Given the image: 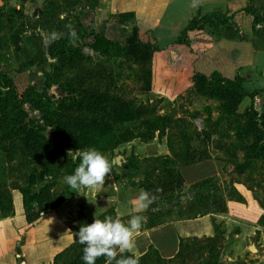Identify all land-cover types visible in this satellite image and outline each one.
Returning a JSON list of instances; mask_svg holds the SVG:
<instances>
[{"label":"rangeland","instance_id":"rangeland-1","mask_svg":"<svg viewBox=\"0 0 264 264\" xmlns=\"http://www.w3.org/2000/svg\"><path fill=\"white\" fill-rule=\"evenodd\" d=\"M195 2L198 7V3L203 4L198 0ZM242 2L244 6L251 4L257 14L264 16V0ZM242 2L233 0L232 4L228 3L229 8L223 2L217 4L220 7L208 12L219 9L233 17L232 10ZM151 3V0H145L141 5L149 6ZM232 17L224 24L204 25L202 30L194 33L211 50L215 48L217 53H222L223 46L227 45L225 55L229 59L243 62V65L246 61L248 64L250 54L257 56L258 52L264 51V25L253 27L250 24V30L244 32L238 27V18L234 17V21ZM4 24L0 56L10 52L9 45H5L3 40L8 38L9 31L15 26L9 22ZM108 30H111L107 34L111 39L123 44L128 30L108 28L106 33ZM154 33L158 35L156 40L150 30L140 32L139 38L151 46L155 42L161 49L177 34L161 30ZM149 45L138 47L143 51L140 57L134 56V52L128 54L110 47L101 54L88 53L82 68L80 65L64 66L57 70L51 76L50 88L45 96L48 100L36 93L30 95L33 100L41 102L44 110H54L52 121L48 120L51 121L50 125L29 103L21 104L26 111L23 119L25 126L3 119L0 115V190L20 185L36 191L49 183L54 190L60 191L66 185L68 196L65 201L76 199V204L81 207L84 189H71L64 178L73 174L79 163L69 157V152L90 147H69V139L58 141V135L52 133L50 126L56 122L60 126L58 131H61L66 127L80 126L93 118L99 122H109L118 133L124 132L128 141L121 142L119 139L118 145L99 151L111 164V172L103 187L99 188L102 192L112 189V182L117 185L113 174L125 173L127 169L136 170V166L142 170L153 168L151 174L160 176L157 173L158 163L152 155L167 153L174 159V169L184 162L195 160L200 151L207 155V160L201 164V174L205 177L187 189L194 190L195 194L208 195L204 209L207 213L201 219L203 229L179 236V250L173 258L160 260L154 252L149 251L147 259L139 261V264H264L261 258L263 228L254 219L258 207L264 212V158L249 159L247 165L240 166L245 160L248 144L258 137L248 129V122L261 119L264 123V101L256 100L254 105L248 97H243L233 113H226L222 110V104L227 99L206 97L195 92L194 71L189 64L182 62L175 51H156ZM83 51L90 52L86 48ZM243 65H240V70H243ZM196 67L208 73L215 69L225 77L231 69L229 62L219 54H213L209 59H204L203 55L197 60ZM82 69L91 71V77L79 84L78 78L84 73ZM260 77L261 70H255L250 76L251 80L243 83L244 89L253 88L258 93L264 91V88H260L264 85V78ZM12 80L17 92H21L27 84L24 73L13 76ZM83 94L89 97L88 105L78 102ZM249 108L250 111L245 113ZM126 112L131 113L133 118L121 120L119 115ZM23 128L37 132L39 138L33 139L30 133L26 136ZM167 144L172 151H167ZM234 183L243 186H235ZM183 186L184 183L175 192L160 196L154 205L166 208V202L176 200L178 195H185ZM19 199L21 206L20 195ZM228 200L235 202L229 203L230 211L240 210L242 216L217 211L221 203L226 204ZM162 201H166L165 204ZM17 202L13 195L12 205L17 207ZM171 210L166 208L160 212ZM78 215L83 218L82 212ZM73 218L68 219L71 225H74ZM74 255L75 251L64 253L54 264H68Z\"/></svg>","mask_w":264,"mask_h":264},{"label":"crops","instance_id":"crops-1","mask_svg":"<svg viewBox=\"0 0 264 264\" xmlns=\"http://www.w3.org/2000/svg\"><path fill=\"white\" fill-rule=\"evenodd\" d=\"M44 1L0 0V7L7 18L18 20L21 16L34 19L40 13ZM56 1L52 0L56 6L58 5L56 14L59 25L57 29L48 30L40 27L26 29L20 37L17 51L13 49L12 44L7 42L10 52H6L0 59V69L11 76L12 79L13 76L24 73L27 84L40 86L43 81V72H47L49 70V63L54 61L47 52L51 43L45 45L43 38L53 31L68 33V29L65 27L68 24L74 27L76 33L79 32L81 26L83 28H91L97 32L101 31L109 38L111 36L107 34L111 30H108L106 33V29L128 30L131 25L135 24L139 36L143 30H150L156 40L158 35L154 33L155 30L172 31L174 34L176 32L178 33L196 8V2L194 3V0H151L153 3L149 6L141 5L145 0H59V3ZM198 1L203 3H198L200 4V13L208 12L214 7H220V3L223 2L228 8V3H233V0ZM243 6L242 2L231 13L233 20L234 17L235 19L238 18L239 21H236L240 24L238 26L239 29L246 32L250 30L252 21L251 16L243 12ZM124 12H131L133 18L120 22L118 14ZM62 13L67 14L64 19H61ZM199 41L202 43V49L192 60L183 59L175 49L162 51H175L183 63L190 65L191 70L202 72L203 74H208V72L196 67L197 60L203 55L204 59H209L211 55L219 54L229 62L231 69L226 78H232L235 70L241 69L240 65H243L241 64L243 62L233 61L225 55L227 45L223 46L224 51L222 53H217L215 48L211 50V48L206 47L207 44L201 40ZM87 51L90 52H84L85 55L94 53L90 49H87ZM256 55L253 56L250 54L248 64L245 61V64L242 66L243 70H240L241 73H246V81L251 80L250 76L253 75L255 70L256 72L261 70L260 78H264V51L261 50ZM212 70L215 71V69ZM254 88H259V86ZM260 88H264V85H261ZM256 100H260L263 103L264 91L249 98V102H254V105ZM158 143L156 139V144ZM161 145L163 144L161 143ZM166 149L168 151V148ZM166 154L165 152H161V154L152 156H164ZM138 158L141 157L139 156ZM206 160L207 158H204L181 164L177 167L183 178V189L185 191L182 192L185 195H178V198L170 203L166 201L161 202L163 204L166 202V208H172L171 211L162 213L160 210L166 208H160V206L155 205L149 207V209L141 214L147 218V222L143 225L141 234L136 237L134 252L137 256H141L148 250L149 246H152L160 258L164 260L170 259L178 250L179 236H184L188 231L195 232L200 228L203 229L204 224L201 223V219L205 217L206 213L203 214L198 209L194 201L195 191H189L187 189L195 181L205 177L201 174V171H203L201 164L205 163L204 161ZM142 173L143 170L136 166V170L127 169L125 173L117 174L120 177L113 174L112 178L117 181V185L112 182V189L108 188L107 192L90 189L82 190L84 192V198L81 199L83 201L81 204V212L83 215L94 219L99 213L111 207L114 212L113 219L120 218L123 223L127 224L131 216L135 215L132 211L131 201L143 190L139 183L143 178ZM133 183L134 185H132ZM234 184L235 186L237 184L243 186L240 183ZM10 194L11 203H13L14 195L18 204L17 207L12 205V215L0 217V264H50L54 254L61 251L73 241L68 219L77 215L80 205L76 204V199L64 201L54 209L42 213L36 220L28 224L24 219L22 205L20 206L19 191L17 189H11ZM229 203L235 204L234 201L230 200L226 204L224 203L226 205L224 212L226 213L231 212ZM236 205L238 206V204ZM258 210L254 218L256 221L260 214H264L263 209L258 207ZM239 211L235 209L231 213L236 216H242ZM261 247V258L264 259V244ZM129 254L132 255V253Z\"/></svg>","mask_w":264,"mask_h":264},{"label":"trees","instance_id":"trees-1","mask_svg":"<svg viewBox=\"0 0 264 264\" xmlns=\"http://www.w3.org/2000/svg\"><path fill=\"white\" fill-rule=\"evenodd\" d=\"M55 10H57L55 3L51 2L50 0H45L41 11L36 18L28 19L20 16L18 20H13L7 18L0 7V39L1 32H3L5 29L4 22H9L13 25L15 24L11 31H9L10 33L7 36L8 38L3 40V43L7 45V42H9L13 45V49L17 51L19 48L18 42L20 41V37L26 29L40 27L48 30H54L58 28L59 21L57 19ZM242 10L244 13L251 16L253 27L259 24L264 25V16L257 14L255 12V8H253L251 4H246ZM231 17V14L228 15L219 9H214L211 12H205L201 14L200 8L197 5L194 13L188 19L186 24L178 31L174 39L161 49L157 47L155 42L151 46L146 44L148 43L146 40H141L139 38L138 29L135 24L131 25L128 29L123 44H119L115 39L105 36L102 32H97L91 28H83L80 26L75 43H72L68 33H64V36L61 39L50 44L47 52L48 55L54 59V61L49 63V70L47 72H43V81L40 86L26 84L21 92H17L12 77L0 69V92L2 93H0V115H2L3 119L17 121L16 123L18 125L20 124V126H25L23 124V119L26 117V111L21 107V104L29 103L41 114L42 120L50 125L53 114L55 115L54 110H44L45 107L41 104V102L33 100L30 95L31 93H36L38 96L45 97L47 95V90L50 88L51 76H53V74H55L60 68H63L64 66L71 67L78 65H80V68H82L83 61H85V58L87 57L83 51L84 48L92 50L95 54H101L110 47H114L128 54L134 52V56L140 57L143 51L142 49H138V47L143 44V46L149 45L150 48L156 51H168L175 49L183 59L192 60L202 49V43L198 40V36H196L194 32L202 30L204 25L216 26L224 24L231 20ZM131 18H133V14L131 12L118 14V19L120 22ZM82 70L84 73L78 78L79 84H81L80 81L84 82L91 77V71L84 69ZM192 75L194 78V90L197 94L206 97L227 99L222 104V110L226 113H233L236 109V106L243 97L252 98L258 93L255 90L247 91L244 89L243 83L246 81L247 76L242 74L240 69L235 70L232 78H226L217 71H211L208 74L194 71ZM79 101L84 105H88L90 100L88 96L83 94L79 96L78 102ZM228 101L231 102L229 103ZM49 103L51 104V102ZM249 111L250 108L247 109L245 113H248ZM119 117L121 120L133 118L132 114L129 112L120 114ZM255 121L248 122L249 124L247 127L249 130L253 131L255 135L257 134L258 137L248 144L245 160L243 163L241 162L242 164L240 163V166L242 167L247 165L249 159L264 158V123L261 121V119L257 122ZM53 124L54 126H50L52 133L56 136L58 135L57 138L60 142H64L69 139L68 145L71 148L90 147L95 148L98 151H104L118 145L119 139L122 140L121 142L128 141L127 135L124 132L121 134L118 133L111 123L99 122L94 118L86 121L80 126H75L73 128L66 127L65 130L61 131H58V127L60 126L56 122ZM23 129L26 136L30 133V136L32 135V137H34L33 139L39 138L37 132H33V130L31 131L29 128ZM167 148L169 151H172V148L169 146V144H167ZM206 157L207 155L200 151L198 152L197 158L195 160H190L189 162H184L183 164L201 160ZM154 158L158 163L157 173L160 176L151 174V172L154 171L153 168L149 170L143 169V178L139 183L143 190L148 191L160 198V196H166L180 188L181 184L183 183V178L178 171V168H173L175 167V162L172 157L162 155L155 156ZM240 166H238V168ZM13 188H17L21 195L24 219L28 224L36 220L40 216V213H45L57 207L60 203L64 202L68 196V187L66 185L63 186L60 191L54 190L49 183L43 184L36 191H31L20 185L4 187L0 190V217L9 216L13 213L10 197V189ZM157 189H160L161 191L157 192ZM236 196L240 198L239 195L236 194ZM207 197L208 195H203L200 193L194 194V201L200 212L203 214L207 213V211L204 210L205 204L208 200ZM153 206H155L154 203L150 207ZM225 209V204L222 202L217 211L224 212ZM78 213H81V207L79 208ZM78 213L73 218L74 225L68 223L72 231L73 241L61 251L54 254L51 264H54V262L64 253L70 251H75V255L68 264H84V261L82 260L84 245H81L78 242V236L75 234L79 232L81 226L90 225L93 223L95 218L101 220H103L106 216H111L114 218V212L111 207L99 213L94 219H90L85 215H83V218H79ZM257 223L263 228L264 236V214H260L258 216ZM178 250L176 254L178 253ZM149 251H152L157 255L153 247L149 246L148 250L139 256V261L146 260L147 256H149ZM176 254L174 256H176ZM123 255L129 256L131 254L124 253ZM157 257L158 259L162 260V258H160L158 255ZM96 264H105V259L103 257L99 258L96 261Z\"/></svg>","mask_w":264,"mask_h":264},{"label":"clouds","instance_id":"clouds-1","mask_svg":"<svg viewBox=\"0 0 264 264\" xmlns=\"http://www.w3.org/2000/svg\"><path fill=\"white\" fill-rule=\"evenodd\" d=\"M195 3V0H194ZM66 13L61 14V19L66 17ZM68 29V36L72 43L76 42L77 33L71 24L65 26ZM64 33L51 32L43 38V43H50L61 39ZM69 157L74 161H79L73 174L67 175L64 179L67 185L75 191L90 189L98 191L103 187L106 177L111 172V164L107 157L96 150L70 151ZM161 191L157 189V192ZM158 199V197L148 191L141 190L139 195L131 201L132 215L127 224L120 218L106 216L103 220L94 219L90 225H83L79 232L78 242L83 247L82 260L84 264H96V261L103 257L105 264H139V256L134 252L136 237L141 234L143 225L147 218L141 215ZM124 253L132 255L124 256Z\"/></svg>","mask_w":264,"mask_h":264}]
</instances>
